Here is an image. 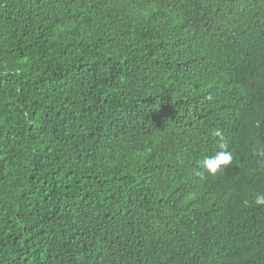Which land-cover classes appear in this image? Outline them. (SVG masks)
<instances>
[{
  "label": "trees",
  "instance_id": "trees-1",
  "mask_svg": "<svg viewBox=\"0 0 264 264\" xmlns=\"http://www.w3.org/2000/svg\"><path fill=\"white\" fill-rule=\"evenodd\" d=\"M257 193L264 0H0V264H264Z\"/></svg>",
  "mask_w": 264,
  "mask_h": 264
},
{
  "label": "clouds",
  "instance_id": "clouds-1",
  "mask_svg": "<svg viewBox=\"0 0 264 264\" xmlns=\"http://www.w3.org/2000/svg\"><path fill=\"white\" fill-rule=\"evenodd\" d=\"M213 136L221 137L222 134L220 130H215L213 132ZM220 150L216 151L212 156H204L198 163V171L197 175L202 179L205 177V173L208 175H216L218 171H222L223 168L228 167L232 164L233 156L230 151H227V145L225 143H220L218 145ZM199 169H203L200 171ZM255 204L256 205H264V193H257L255 196Z\"/></svg>",
  "mask_w": 264,
  "mask_h": 264
}]
</instances>
